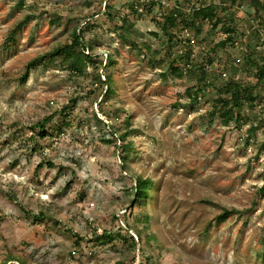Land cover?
<instances>
[{
	"label": "rangeland",
	"instance_id": "obj_1",
	"mask_svg": "<svg viewBox=\"0 0 264 264\" xmlns=\"http://www.w3.org/2000/svg\"><path fill=\"white\" fill-rule=\"evenodd\" d=\"M210 2L219 0H0V264H264V81L240 124L211 118L212 87L197 102L186 93L209 59L218 83H256L264 8L219 5L237 26L225 46L207 20L198 32L165 18ZM88 19L103 62L82 73L39 63L22 80L31 59ZM122 132L129 148L108 141ZM138 175L152 179L143 198ZM225 207L234 212L218 222ZM126 223V237H102Z\"/></svg>",
	"mask_w": 264,
	"mask_h": 264
},
{
	"label": "trees",
	"instance_id": "obj_2",
	"mask_svg": "<svg viewBox=\"0 0 264 264\" xmlns=\"http://www.w3.org/2000/svg\"><path fill=\"white\" fill-rule=\"evenodd\" d=\"M24 1L25 0H19V4L23 5ZM242 2H249L255 7L256 10L264 8V0H219V3L210 2L195 6L189 13H185L179 11V9L174 8L165 13V18L171 24L181 23L183 28L192 27L195 28L198 32H200L203 28V21L207 20L211 23L212 28L220 27L226 33L225 38L219 40L216 43L217 45L225 46L229 42H233L235 40L237 26L232 15H229V13H227L226 16L219 14L218 6L224 5L223 8L226 10V12H228V8L230 6L238 5ZM129 6L133 10H137L133 2L129 3ZM124 19L126 22L128 21L127 17H125ZM93 24L94 22L88 19L82 26H79V24L75 25L70 31L69 37L65 42L57 45L55 48L47 51L46 53H43L31 59L26 66L25 72L22 74V80H25L29 75L30 69L39 63L48 64V62L50 61L61 60L68 69L76 73H82L88 63H94L100 58L103 62V55L99 54V52L93 51L94 44L91 41H88L85 37L86 31L90 30L93 27ZM115 28H120V36L124 39H127L129 29L128 27H125V23H116ZM111 61H113V59H109L107 57L106 63L104 65H109ZM211 63L212 60L209 59L207 63L201 64V73L198 78L199 83L186 88V93L189 96L190 100L192 102H197L200 97L205 95V88L207 86H210L213 89L217 90V95L211 98V118L218 114L223 119H226V121L233 120L237 124H240L243 121H247L249 117L244 112V106L257 103L259 100V93H257L255 90L257 88V84L264 81V62L258 63L257 65V70L255 73L257 81L255 84H249L244 80L237 79L235 76H230L224 82L218 83L212 77L209 78L208 76ZM171 68L178 75L181 76L183 74V69L178 65H174V63H172ZM99 80L105 86L102 91V97L107 99L113 93H115V87L113 85L112 77L105 74L104 78L99 77ZM203 82V85L200 84ZM48 118L49 117H45L43 120L37 123L39 125L38 132L43 137L48 134L45 129ZM256 128L257 127L255 124L251 125V129L255 130ZM111 130L113 134L116 132L113 129ZM127 135V132H122L117 137H110L108 141H113L118 138L121 141V146L123 148H129V146H127L125 143ZM125 160L126 159L124 158L122 162L123 165L126 164ZM47 162L50 165H54V163H52L50 160H47ZM151 186L152 179L150 177H143L141 175L136 176L135 184L133 186L136 197H146ZM233 212V209L225 207L220 213L217 214L216 220L218 222H222L226 220L228 216ZM35 217H37V215ZM129 229L130 224L126 223L125 226H120L117 235L106 232L103 233L102 237L105 236L108 240H114L117 237L124 238L126 236L122 232H128ZM129 236L132 240V243L136 244L137 240L135 239V236L133 234H129ZM138 237L140 240L139 234ZM21 262L22 264H26L24 260H21ZM134 264H141V262Z\"/></svg>",
	"mask_w": 264,
	"mask_h": 264
}]
</instances>
